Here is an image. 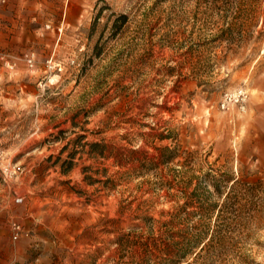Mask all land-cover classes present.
<instances>
[{"label": "rangeland", "instance_id": "obj_1", "mask_svg": "<svg viewBox=\"0 0 264 264\" xmlns=\"http://www.w3.org/2000/svg\"><path fill=\"white\" fill-rule=\"evenodd\" d=\"M0 264H264V0H0Z\"/></svg>", "mask_w": 264, "mask_h": 264}, {"label": "built area", "instance_id": "obj_2", "mask_svg": "<svg viewBox=\"0 0 264 264\" xmlns=\"http://www.w3.org/2000/svg\"><path fill=\"white\" fill-rule=\"evenodd\" d=\"M31 62V61H30Z\"/></svg>", "mask_w": 264, "mask_h": 264}]
</instances>
